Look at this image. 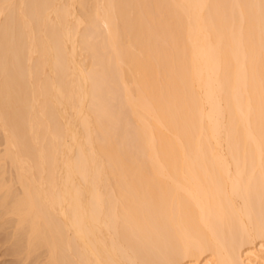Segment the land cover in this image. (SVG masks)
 Listing matches in <instances>:
<instances>
[{
  "label": "bare ground",
  "instance_id": "6f19581e",
  "mask_svg": "<svg viewBox=\"0 0 264 264\" xmlns=\"http://www.w3.org/2000/svg\"><path fill=\"white\" fill-rule=\"evenodd\" d=\"M0 244L264 264V0H0Z\"/></svg>",
  "mask_w": 264,
  "mask_h": 264
},
{
  "label": "rangeland",
  "instance_id": "374dc122",
  "mask_svg": "<svg viewBox=\"0 0 264 264\" xmlns=\"http://www.w3.org/2000/svg\"><path fill=\"white\" fill-rule=\"evenodd\" d=\"M0 247H1V244H0ZM3 246H2V250H3ZM0 249V264H13V260L14 259H11L12 256L10 254H7V253H4L2 250ZM7 254V255H6ZM10 261V262H9Z\"/></svg>",
  "mask_w": 264,
  "mask_h": 264
}]
</instances>
